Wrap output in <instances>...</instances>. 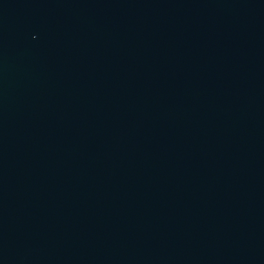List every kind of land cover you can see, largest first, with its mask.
I'll use <instances>...</instances> for the list:
<instances>
[{"label": "water", "instance_id": "95a60500", "mask_svg": "<svg viewBox=\"0 0 264 264\" xmlns=\"http://www.w3.org/2000/svg\"><path fill=\"white\" fill-rule=\"evenodd\" d=\"M0 264H264V0H0Z\"/></svg>", "mask_w": 264, "mask_h": 264}]
</instances>
